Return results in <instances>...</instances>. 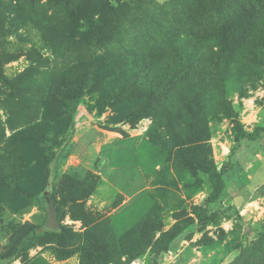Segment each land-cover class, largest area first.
<instances>
[{
  "label": "rangeland",
  "instance_id": "rangeland-1",
  "mask_svg": "<svg viewBox=\"0 0 264 264\" xmlns=\"http://www.w3.org/2000/svg\"><path fill=\"white\" fill-rule=\"evenodd\" d=\"M256 1L0 0V264H105L103 249L118 264H264V132L254 141L235 140L238 132L264 127L259 22L244 31L236 27L239 48L226 58L228 81L222 92L211 84L203 87L212 90L209 97L193 96L192 115L181 97L175 101V92L151 96L157 90L150 86L147 105L139 93L140 99L126 93L108 104L102 94L86 91L99 90L102 76L107 87L136 91L164 77L167 66L174 67V49L189 41L205 44L213 32L225 34V20ZM259 2L254 10L263 12L264 0ZM87 75V84L76 83ZM70 77L76 78L67 87ZM80 113L81 125L75 119ZM41 124L61 144L52 146L46 186L28 199L25 187L32 194L41 188L42 163L35 159L48 147ZM80 126L117 138L134 132L140 175L130 156L117 158L126 169L102 175L104 150L72 143ZM59 132L66 133L64 141L56 137ZM212 166L223 172L224 188L217 201L206 204ZM14 172L15 182L9 179ZM103 176L141 189L126 199ZM57 204L59 224L78 237L51 236L9 257L31 227L52 220V214L56 219ZM197 208L205 211L201 221ZM187 217L195 223L155 259L153 240ZM94 238L101 241L100 251Z\"/></svg>",
  "mask_w": 264,
  "mask_h": 264
},
{
  "label": "trees",
  "instance_id": "trees-1",
  "mask_svg": "<svg viewBox=\"0 0 264 264\" xmlns=\"http://www.w3.org/2000/svg\"><path fill=\"white\" fill-rule=\"evenodd\" d=\"M259 1L260 0H257L252 5H249L250 8H243L241 10V14H236L234 16L228 17V19L225 20L227 22V27H224L225 34L223 32H219L218 34L213 32V35L211 34L210 39H208V42H206L205 44H199L194 41H189L187 44L174 49L172 56L174 67L171 68L168 65L166 68L167 73L163 74L165 75L164 77H154L153 80L143 83L141 85V88L136 91L125 90V87L120 88L118 90H114V88H111L110 86L107 87V83L109 82L108 78L107 76H102L99 80H101L100 83H102L103 86H101L99 90L86 91L88 93L96 92L102 94L100 100H107L108 104H110V100L115 101L119 97V95H123L126 93L129 98L140 99L139 97H137V94L139 93L143 95V98H141V103L145 102V105L149 104L148 97L150 96V94L151 96H162L166 93V95L168 96V93L175 92L173 97L175 101L178 103V97H181V103L183 105V108H185L186 113L192 115L193 110H191V105L189 104V101H192L193 96L198 95V93H201L204 97H209L212 90H205L203 89V87H207L209 89L211 84H213L217 92H222V83L228 81L226 75L224 76V72L226 73L228 65V60L226 58L234 55L239 48L238 45L235 44L237 40L236 38L239 39V37L235 34V31L237 29H241L244 31L246 27H251L252 21L259 22L264 28V11H255L253 6L256 3L259 4ZM236 27L238 28L236 29ZM80 37V34L75 33V38L80 39ZM255 40H257V42L263 46L264 31L258 29L255 34ZM246 53L247 51L241 52L242 55ZM251 56L252 55H250V52H248L247 56L244 57H246V60H248ZM74 78L76 77H70L69 79H65L67 87L74 84L73 82H71L74 81ZM75 81L76 83H79L82 87L84 83L87 84L90 81V77L88 75L81 76L76 78ZM148 86L153 89L152 91L157 90L156 94L151 91L150 94H147L146 89ZM159 88H163L164 90H159ZM175 95H177L178 97H175ZM178 106L180 105L178 104ZM183 123L187 127L190 125L187 120H183ZM37 128L39 134L41 135V140L48 147L44 149V157L40 156L35 159L36 161L42 163L40 174L41 188L35 194H32L30 193L31 191H29V189L25 187V195L28 199L38 197L43 187L46 186V182L49 176L48 166L55 155V149H52V146H58L61 144L60 142L57 144L55 142V139L50 137V132L47 131L48 127L46 126V124H41ZM261 131L264 132V127L256 128L252 134H243L241 132H238L235 137V140L238 142L239 140L245 138L250 141H254L259 136ZM65 134V132H59L56 134V137H59L61 138V141H64V139L66 138ZM25 138L26 137L20 138L19 143L23 142ZM185 146L186 145L184 144L182 145V147ZM182 147H176L177 153H181ZM28 161L22 160V162L26 164L28 163ZM2 167L4 168L6 166ZM17 170H15V172ZM15 172L11 177H9V179H12V181L14 182L15 178L17 177ZM222 173L223 172L218 171L215 166H212L207 171L208 179L212 186V191L205 200L206 204L214 203L218 200L219 195L221 194L224 188ZM22 184L23 182L19 186H21ZM55 208L56 221L58 225H56L54 221L50 219L45 223L41 224L40 226L31 227L18 241L12 251L8 254L9 257H20L25 250L32 248L38 242L51 236L58 237L62 241L71 240V238L75 239L78 237L76 234H72V236H70L72 231L64 228L62 225L59 224L60 217L58 215V204ZM194 213L196 215V219H199L200 221L206 217L205 211L201 208H197V211ZM196 219L190 217L184 218L175 222L168 230L160 233L159 236L155 240H153L152 244L150 245V252L153 257L156 259L160 255V253L167 251L170 243L175 240L189 226L193 225ZM85 236L86 235H84V237ZM89 240L90 239H85L86 242H89ZM92 243H94L96 246L98 245L97 250L100 251L99 246L101 244V241L94 238L92 239ZM104 251L105 250L103 249L102 258L105 264H118V262L114 261L111 256Z\"/></svg>",
  "mask_w": 264,
  "mask_h": 264
},
{
  "label": "crops",
  "instance_id": "crops-1",
  "mask_svg": "<svg viewBox=\"0 0 264 264\" xmlns=\"http://www.w3.org/2000/svg\"><path fill=\"white\" fill-rule=\"evenodd\" d=\"M83 115L80 113L75 119L76 121H80V125L82 124ZM95 130H89V128L80 126L76 129L73 135L72 143H79L83 149L87 148V150H91L93 145L97 146V150H104V159L102 166V175L104 172L113 171L115 169L124 170L126 169L124 163H119L117 158H122L121 162H124L126 156H130L132 159L133 165L132 169L140 175V169L137 163V155H136V135L134 132H130L129 135L121 138H117L114 136L115 133L110 131L101 130L99 128H94ZM91 131L89 135V141L93 142V144L89 145L87 143V133ZM106 148V149H105ZM115 163V164H114ZM118 164V165H117ZM103 183H106L112 186L115 190L122 193L126 199H130L133 195H135L141 188L139 186L137 189H129L127 185L120 184L117 186L113 181L104 178Z\"/></svg>",
  "mask_w": 264,
  "mask_h": 264
},
{
  "label": "water",
  "instance_id": "water-1",
  "mask_svg": "<svg viewBox=\"0 0 264 264\" xmlns=\"http://www.w3.org/2000/svg\"><path fill=\"white\" fill-rule=\"evenodd\" d=\"M234 202H235L237 205L240 204L238 200H235ZM51 216H52V218H53L52 220H53L54 223L57 225V222H56V219H55L54 215L52 214Z\"/></svg>",
  "mask_w": 264,
  "mask_h": 264
}]
</instances>
